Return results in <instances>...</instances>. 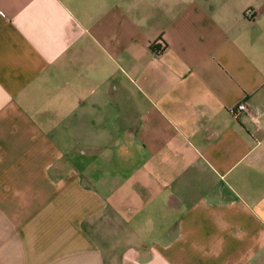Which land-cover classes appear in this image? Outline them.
Segmentation results:
<instances>
[{
  "label": "crops",
  "instance_id": "obj_1",
  "mask_svg": "<svg viewBox=\"0 0 264 264\" xmlns=\"http://www.w3.org/2000/svg\"><path fill=\"white\" fill-rule=\"evenodd\" d=\"M0 264H264V0H0Z\"/></svg>",
  "mask_w": 264,
  "mask_h": 264
},
{
  "label": "built area",
  "instance_id": "obj_2",
  "mask_svg": "<svg viewBox=\"0 0 264 264\" xmlns=\"http://www.w3.org/2000/svg\"><path fill=\"white\" fill-rule=\"evenodd\" d=\"M244 15L246 18L253 19L255 18V11L253 9H247L244 12ZM249 110L247 101L242 99L239 102H237L232 108L231 113L235 118H238L242 114L247 113Z\"/></svg>",
  "mask_w": 264,
  "mask_h": 264
},
{
  "label": "trees",
  "instance_id": "obj_3",
  "mask_svg": "<svg viewBox=\"0 0 264 264\" xmlns=\"http://www.w3.org/2000/svg\"><path fill=\"white\" fill-rule=\"evenodd\" d=\"M163 44V43H162ZM156 50L158 51L159 49L156 48Z\"/></svg>",
  "mask_w": 264,
  "mask_h": 264
}]
</instances>
